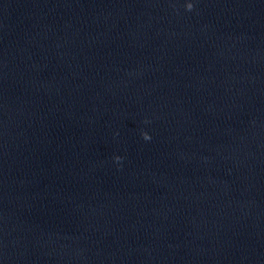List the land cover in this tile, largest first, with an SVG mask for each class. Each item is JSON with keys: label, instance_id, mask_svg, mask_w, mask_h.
<instances>
[{"label": "clouds", "instance_id": "9594fccd", "mask_svg": "<svg viewBox=\"0 0 264 264\" xmlns=\"http://www.w3.org/2000/svg\"><path fill=\"white\" fill-rule=\"evenodd\" d=\"M186 8H187L188 11L193 10V4H192V3H188V4L186 5ZM142 137H143L144 140H150V139H151V136H150L147 132H143V133H142ZM115 159H116L117 161H119V160H121L122 158L117 156V157H115Z\"/></svg>", "mask_w": 264, "mask_h": 264}]
</instances>
